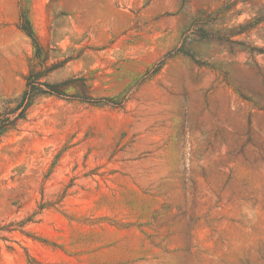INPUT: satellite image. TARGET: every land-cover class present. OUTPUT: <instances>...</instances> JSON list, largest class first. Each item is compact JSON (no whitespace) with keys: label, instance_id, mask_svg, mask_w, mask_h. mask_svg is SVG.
<instances>
[{"label":"rangeland","instance_id":"1","mask_svg":"<svg viewBox=\"0 0 264 264\" xmlns=\"http://www.w3.org/2000/svg\"><path fill=\"white\" fill-rule=\"evenodd\" d=\"M29 74L0 264H264V0H0V112Z\"/></svg>","mask_w":264,"mask_h":264},{"label":"trees","instance_id":"2","mask_svg":"<svg viewBox=\"0 0 264 264\" xmlns=\"http://www.w3.org/2000/svg\"><path fill=\"white\" fill-rule=\"evenodd\" d=\"M25 24L26 27H24V29L26 30L28 36L31 38L37 50L38 46L36 43L35 33L32 30L28 19L25 20L24 25ZM36 78V75L32 76L31 74H29V76L27 77L26 88L24 89L19 102L15 106L8 107L3 112H0V136L9 129L14 128L16 121L24 117L26 109L31 105L36 95L40 93H53L56 95H61L60 92H58L56 84L48 82H38L36 81ZM34 85H39V87L36 88Z\"/></svg>","mask_w":264,"mask_h":264}]
</instances>
